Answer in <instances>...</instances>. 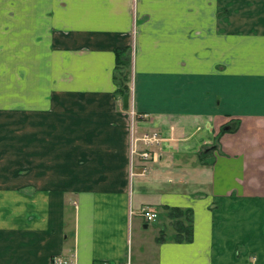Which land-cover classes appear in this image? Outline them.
Instances as JSON below:
<instances>
[{
	"label": "crops",
	"instance_id": "1",
	"mask_svg": "<svg viewBox=\"0 0 264 264\" xmlns=\"http://www.w3.org/2000/svg\"><path fill=\"white\" fill-rule=\"evenodd\" d=\"M27 8L29 38L52 47L53 67L76 83L70 90L104 93L105 108L55 112L46 119L87 117L89 126H37L38 142L23 149L56 156V141L93 140L85 144L93 163L67 169L61 158L28 156L0 174V264H264V0H27ZM120 47L134 51V139L161 137L137 141L132 179L130 117L118 112L113 80ZM146 149L158 159L143 160ZM146 208L156 222L144 220ZM185 229L191 240L178 242Z\"/></svg>",
	"mask_w": 264,
	"mask_h": 264
},
{
	"label": "rangeland",
	"instance_id": "2",
	"mask_svg": "<svg viewBox=\"0 0 264 264\" xmlns=\"http://www.w3.org/2000/svg\"><path fill=\"white\" fill-rule=\"evenodd\" d=\"M24 11L27 14V0H0V170H3L0 174L6 173V167H20L23 163L27 164L25 161L26 157L28 160V156L33 158L28 161L29 164L32 163L31 161L34 163L46 161L47 164L53 162L55 158L57 160L61 158L62 165L67 169L71 163L78 165L93 163L94 155H88L85 150V144L91 142L92 145L93 140L56 141L62 149L61 154L56 156L26 155L27 151H23L28 144L32 146V143L38 142L37 136H32L37 132V126L45 128L44 132L52 131L55 127L62 128L63 132H69L66 129L70 126L77 127L81 131L89 126L84 123L87 117L71 124H65L68 118H62L61 123L55 124L46 119L47 116H53L56 112L63 117L72 112L73 117H78L87 110L89 114L95 101L101 102L100 104L105 108L104 93L96 96L89 92L69 89L76 86L74 79L67 73L62 71L59 73L55 70L52 47L42 43L39 38H29L31 35H28V28L23 26ZM133 55L132 47L130 106L134 96ZM66 102L69 104L64 105H68L71 109L63 107V103ZM123 105V99L117 98L118 112L125 115L127 110ZM135 111L137 113L136 107ZM39 118L41 123L37 125ZM28 132L30 137H27ZM51 142L53 141L47 143L51 144ZM51 175L46 174L48 179ZM62 181L67 184L64 181H69V171L62 172Z\"/></svg>",
	"mask_w": 264,
	"mask_h": 264
},
{
	"label": "trees",
	"instance_id": "3",
	"mask_svg": "<svg viewBox=\"0 0 264 264\" xmlns=\"http://www.w3.org/2000/svg\"><path fill=\"white\" fill-rule=\"evenodd\" d=\"M115 53V72H114V84L116 86L115 96L117 98L123 99L125 96L129 95L131 92L130 82L132 79V47H120L114 50ZM139 115V114H138ZM239 128V123L236 124H228L221 128L220 133L216 138V142L218 143L221 136H223L227 132H235ZM181 213L184 214L181 210H174L171 213ZM183 234L179 233L176 237L178 242H188L191 240V233L188 234L187 229ZM158 241H163V235L161 234L158 237Z\"/></svg>",
	"mask_w": 264,
	"mask_h": 264
},
{
	"label": "built area",
	"instance_id": "4",
	"mask_svg": "<svg viewBox=\"0 0 264 264\" xmlns=\"http://www.w3.org/2000/svg\"><path fill=\"white\" fill-rule=\"evenodd\" d=\"M128 114L130 117V123H131V148H130V157H131V179L133 178L134 174L132 171V164H133V157L135 154H138V148H137V141L140 140L144 143V145H146V147H149L153 144L159 143L161 141V137L159 136L158 133L153 132V133H147L145 135H143L142 138L140 139H134V135H133V129H134V123H135V119L137 118V113L135 112L133 105L131 104V106L128 109ZM141 157L143 160L149 161H156L158 159V155L156 153H153L149 150H144L142 152H140ZM142 217L144 218V220L147 223H154L158 220V214L151 211L150 209L146 208L143 209L142 211ZM52 264H75L74 261H72L71 259L68 258H64V257H54L52 259ZM125 264H130L129 262L125 263Z\"/></svg>",
	"mask_w": 264,
	"mask_h": 264
},
{
	"label": "water",
	"instance_id": "5",
	"mask_svg": "<svg viewBox=\"0 0 264 264\" xmlns=\"http://www.w3.org/2000/svg\"><path fill=\"white\" fill-rule=\"evenodd\" d=\"M130 96L129 95H127V96H125V98H124V107L128 110L129 109V107H130Z\"/></svg>",
	"mask_w": 264,
	"mask_h": 264
}]
</instances>
